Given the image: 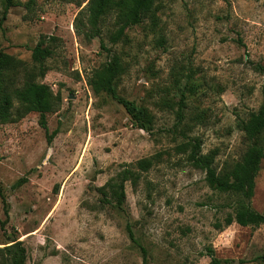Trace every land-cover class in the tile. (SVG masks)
<instances>
[{"label": "rangeland", "instance_id": "obj_1", "mask_svg": "<svg viewBox=\"0 0 264 264\" xmlns=\"http://www.w3.org/2000/svg\"><path fill=\"white\" fill-rule=\"evenodd\" d=\"M81 1L11 0L2 17L0 0L3 53L28 68L30 50L51 39L37 81L51 90L46 133L56 130L47 143L33 112L0 124V248L20 241L25 264H143L139 247L145 264H209L207 248L220 263L264 264V228L215 230L231 202L180 151L196 139L217 168L242 154L235 121L257 109L264 83V0H159L153 25L114 45L109 19L100 37L75 35ZM112 53L124 67L116 93L147 109L150 132L86 84ZM144 158L151 166L123 183L121 210L104 204L96 189ZM253 180L249 206L264 214V159Z\"/></svg>", "mask_w": 264, "mask_h": 264}, {"label": "trees", "instance_id": "obj_2", "mask_svg": "<svg viewBox=\"0 0 264 264\" xmlns=\"http://www.w3.org/2000/svg\"><path fill=\"white\" fill-rule=\"evenodd\" d=\"M159 0H83L77 4L78 11L74 17V33L88 41L101 36L104 21H111L112 30L105 32L109 44L118 43L126 29L140 25L142 22L154 24L155 12ZM4 17L11 0H2ZM51 39H40L30 50V66L5 54L0 49V124L12 123L28 113H37L38 126L45 131L46 142L50 143L56 130L46 133V114L51 113L50 88L37 81L43 78L47 67L45 61L52 55L48 44ZM100 49L106 51L102 43ZM124 71L121 59L112 53L104 65L95 70L87 79L86 84L93 94H105L119 104L132 126L144 132H150L153 117L146 108L136 105L116 93V84ZM21 73V85H15V75ZM261 101L255 111L248 112L242 119L235 121L236 129L241 133L244 150L239 159L230 163H223L219 168L214 165L215 151L200 153L196 139L182 143L180 151L186 153V162L194 169L203 173V182L212 191L225 194L230 200V212L226 213L222 225L213 224L215 230L235 223L241 227L264 228V214L255 212L249 206L253 194L254 177L260 162L264 159V83L260 88ZM178 114V113H176ZM151 166V158L135 161L134 171L124 168L114 179L108 180L96 189L104 204L118 211L121 210L124 192L123 183L132 184L138 178L137 172H145ZM5 219L0 221V227L5 224L7 211L0 193ZM127 237L134 241L129 224L125 225ZM143 264H145V250L139 247ZM209 264L220 263L211 249H206ZM0 264H25V250L20 241L12 240L9 245L0 248Z\"/></svg>", "mask_w": 264, "mask_h": 264}]
</instances>
